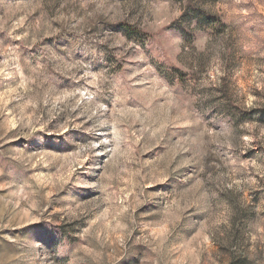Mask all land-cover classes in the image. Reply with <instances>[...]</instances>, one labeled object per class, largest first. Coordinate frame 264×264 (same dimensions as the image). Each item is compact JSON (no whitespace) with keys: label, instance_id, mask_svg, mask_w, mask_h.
Returning <instances> with one entry per match:
<instances>
[{"label":"clouds","instance_id":"obj_1","mask_svg":"<svg viewBox=\"0 0 264 264\" xmlns=\"http://www.w3.org/2000/svg\"><path fill=\"white\" fill-rule=\"evenodd\" d=\"M0 94V264H264V0H0Z\"/></svg>","mask_w":264,"mask_h":264},{"label":"rangeland","instance_id":"obj_2","mask_svg":"<svg viewBox=\"0 0 264 264\" xmlns=\"http://www.w3.org/2000/svg\"><path fill=\"white\" fill-rule=\"evenodd\" d=\"M260 73L257 72L256 75H259ZM240 87L243 89L245 87V83L243 80L239 82ZM11 97L10 95H3L0 94V107L4 105H8L11 107V104L9 103ZM67 99V96H58L55 97L53 100V103H62ZM246 103L251 104L252 103V98L248 97L246 100ZM260 118L264 119V114H260ZM28 119H31V116L28 117ZM10 123H14V121H10ZM53 123H55V120H53ZM38 136H41L42 134H37ZM67 135V134H66ZM73 137L76 140H79L83 142V137L78 134V133H72ZM17 144H23V143H28L29 144V149L30 150H39V149H46V150H52L57 153H64L67 151L71 150V145L68 144L66 141H64L63 138L61 137H49V136H43L42 140H33L31 142H23V141H17ZM74 160L70 156H65L62 158L60 162V168L62 170H66L64 174L70 173L71 168L74 164ZM41 164H46V161L40 162ZM38 171H41L43 173H48L49 169L47 167H41L38 169ZM64 174H42L36 177V182L38 184H44V185H54L56 183H59L63 178ZM173 186V182H169L166 185H157L156 188L150 189L149 191H171ZM154 211L155 206L154 205H146L145 209H142L141 211ZM147 222H151L153 217L152 216H147L146 218ZM173 220L172 217H169L165 222L163 223H158V224H151V223H146V227H150V231L153 235L155 236H163L164 233L167 232L168 230V224L171 223ZM109 224L108 220H105V226L107 227ZM194 250L193 249H186L184 253H182V256H187L192 254Z\"/></svg>","mask_w":264,"mask_h":264}]
</instances>
